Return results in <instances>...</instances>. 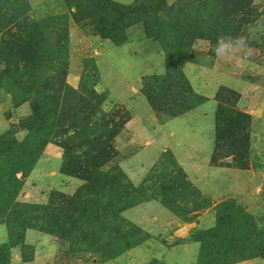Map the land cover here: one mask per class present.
I'll return each instance as SVG.
<instances>
[{"label": "rangeland", "instance_id": "1", "mask_svg": "<svg viewBox=\"0 0 264 264\" xmlns=\"http://www.w3.org/2000/svg\"><path fill=\"white\" fill-rule=\"evenodd\" d=\"M229 83L238 89L226 86ZM219 84L240 95L237 109L249 115L250 122L247 156L238 163L220 153L215 164L264 168L251 150L252 143L264 148V0H0V137L10 134L0 143V223L8 229V223L12 226L24 217L5 212L20 184L14 202L35 204L23 202L28 199L24 189L30 167L44 145H54L62 154L58 131L67 130L65 141L73 137V127L84 134L97 131L70 146L83 141L91 147L98 132L105 135L101 142L108 148L101 144L100 152L111 155L114 147L117 153L102 168L109 173L137 149L125 145L130 134L124 129L126 104L113 99L125 101L130 87L136 93L148 91L161 106L153 113L164 121L168 108L179 111L188 106L189 90L212 96V87ZM207 122L200 119L210 127ZM114 130L119 132L111 141ZM74 183L60 187L71 193ZM162 183H154L151 190L162 192ZM172 199L183 219L196 222L205 211L196 212L191 204ZM253 217L264 229V207ZM111 221L93 224H98V231L80 223L63 236L47 234L60 246L53 264L102 261L110 252L119 254L134 228L126 220ZM238 225L231 219L228 237L249 243L247 232ZM16 228L12 233L20 241L23 231ZM257 237L252 242L263 246L264 254V233ZM20 248L22 260L30 261L32 246ZM11 250L9 256L2 251L0 264H10Z\"/></svg>", "mask_w": 264, "mask_h": 264}, {"label": "crops", "instance_id": "2", "mask_svg": "<svg viewBox=\"0 0 264 264\" xmlns=\"http://www.w3.org/2000/svg\"><path fill=\"white\" fill-rule=\"evenodd\" d=\"M219 86L223 84L212 87V96L203 95L207 98L204 103L164 121L153 113L145 96L136 93L131 87L125 92L126 96H130L125 101L113 99L116 103L126 104L128 120L124 129L129 130L130 134L125 139V145L137 147L119 162V168L134 186H138L159 162L162 154L170 152L186 174L187 180L211 200L213 207L220 201L233 199L251 215L258 214L264 207V168L259 165H264V148L254 147L253 143L251 145L253 157L260 159L258 165L261 168H241L232 162L218 165L211 163L217 108L213 96ZM226 86L238 89L234 83ZM207 104L211 107L204 108ZM201 118H206L210 127L203 126ZM256 119L252 118V121ZM61 165L60 150L54 145H46L25 184L24 195L28 199L22 201L45 204L51 191L66 193L60 185L69 181L74 183V178L61 174ZM80 185V182L74 183V189L66 194H73ZM213 207L202 212L196 222H186L156 200L138 204L124 210L122 217L140 228L149 239L108 261L79 259L70 264H149L154 260L161 264H196L201 245L189 238L196 230H207L215 226ZM8 240L7 227L0 224V245ZM24 242L33 248L32 259L24 262L21 248L16 246L11 250L10 264H53L60 246L52 236L30 229L26 231ZM234 264H264V260L254 258Z\"/></svg>", "mask_w": 264, "mask_h": 264}, {"label": "trees", "instance_id": "3", "mask_svg": "<svg viewBox=\"0 0 264 264\" xmlns=\"http://www.w3.org/2000/svg\"><path fill=\"white\" fill-rule=\"evenodd\" d=\"M181 44L182 42H179V45ZM181 57L183 58L181 61H184L186 56L183 55ZM176 64L178 65V63ZM167 82L168 80H165L164 84ZM93 94L97 97L96 92L93 91ZM143 95L147 99L151 110L158 113L161 110L160 102L156 101L148 91H144ZM189 95L191 100L188 101L187 107L179 111H171L169 108L166 110L168 111L166 114L168 118L181 115L207 100V98L198 96L190 90ZM239 99L240 95L237 92L226 87H220L215 95V101L217 102L215 111V145L211 158V163L214 165H216L215 157L220 153L233 156L234 162L238 163L247 156L250 117L237 109ZM92 115H94V111L89 115V118ZM32 118H36L35 113ZM59 129L62 130L60 125ZM71 129H73L71 132L73 137L66 141L62 140V137L66 135L67 130L65 132H57L56 137L60 138L58 146L63 150L60 172L67 177L82 181L81 185L71 195L59 191H51L45 204H17L14 202V198L21 188L20 184L18 190L11 196L8 206L5 207V212L13 210L14 215L24 217L21 220L20 218L15 219L12 223L14 226L8 223L9 240L0 245L1 256L3 255L2 251L7 252L9 256L11 248L17 245L20 247L26 246L23 241V234L27 229L63 236L71 233L82 223L89 229L98 231V224L94 225V227L92 226L93 224L103 223L102 225L104 226L106 225L105 223H110V220L125 221L122 217L124 210L151 200L160 202V204L186 222H189L190 219H183L179 216V207L175 205V200L172 198L176 199V201L186 202L188 205L191 204L196 212L209 209L212 206L210 199L203 196L187 180L186 174L170 152L163 153L159 162L143 182L138 186H134L119 166L112 168L109 173L102 170L104 164L117 155L114 147H111V155H108L106 151L100 152V150L104 149L102 146L108 148L106 142H101L105 135L98 132L96 142L91 147H86L87 145L85 144L87 142L83 141H81L82 144L70 146L75 140L86 139L87 137L89 139V136H93L97 132L95 134H84L79 132L77 127ZM118 132V130H114L109 139L112 141ZM9 135L6 134V137ZM6 137H0V143ZM101 144L102 146H100ZM85 147L88 149L83 150ZM40 155L34 159L30 171ZM154 183H162L161 186H165L167 189L161 187L162 192H159L158 188L157 190H151ZM166 184L169 185L166 186ZM169 186L172 188L170 191H168ZM149 192L151 193L148 194ZM214 213L216 217L215 226L207 230H196L189 238L199 242L201 245L196 264H234L254 258L264 260L263 246L258 245L256 241L252 242V239L258 240L259 237L257 236L264 233V229H259L253 215L236 205L233 199L216 204ZM231 219L239 223L238 226L247 232L249 243L238 244L234 239L228 237L227 230L231 224ZM15 225L17 226L16 229L23 231L20 241H15L12 233V230L16 227ZM131 226L134 228V233H131L129 238L125 240L124 249L119 254L110 252L104 260L98 262L114 259L123 252L149 239V236L140 228L132 224ZM149 264L161 263L154 260Z\"/></svg>", "mask_w": 264, "mask_h": 264}]
</instances>
